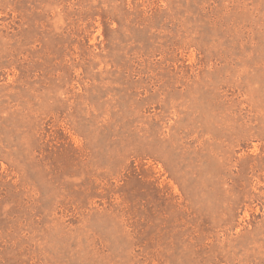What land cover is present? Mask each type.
<instances>
[{"label":"rangeland","instance_id":"obj_1","mask_svg":"<svg viewBox=\"0 0 264 264\" xmlns=\"http://www.w3.org/2000/svg\"><path fill=\"white\" fill-rule=\"evenodd\" d=\"M0 264H264V0H0Z\"/></svg>","mask_w":264,"mask_h":264}]
</instances>
